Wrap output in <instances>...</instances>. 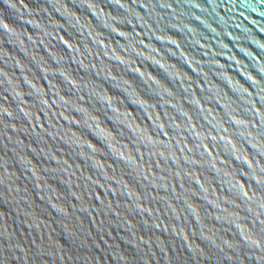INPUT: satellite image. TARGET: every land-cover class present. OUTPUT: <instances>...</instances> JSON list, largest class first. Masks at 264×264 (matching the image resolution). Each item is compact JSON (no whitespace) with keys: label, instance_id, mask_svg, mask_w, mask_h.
I'll return each mask as SVG.
<instances>
[{"label":"water","instance_id":"obj_1","mask_svg":"<svg viewBox=\"0 0 264 264\" xmlns=\"http://www.w3.org/2000/svg\"><path fill=\"white\" fill-rule=\"evenodd\" d=\"M0 264H264V0H0Z\"/></svg>","mask_w":264,"mask_h":264}]
</instances>
